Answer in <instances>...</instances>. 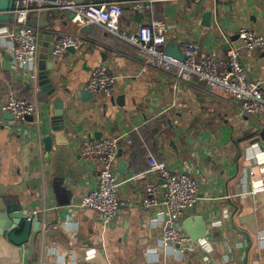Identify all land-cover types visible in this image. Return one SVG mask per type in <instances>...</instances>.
<instances>
[{
    "label": "crops",
    "instance_id": "0c3cea01",
    "mask_svg": "<svg viewBox=\"0 0 264 264\" xmlns=\"http://www.w3.org/2000/svg\"><path fill=\"white\" fill-rule=\"evenodd\" d=\"M117 1L125 10L121 33L162 20L169 28L168 42L182 49L187 37L197 40L199 58L221 56L230 44L238 45L242 27L264 36V0H203L196 8L190 0H141V13L132 0ZM43 10L46 20L40 12L30 16L40 34V125L1 110L8 94L32 98L35 87L29 74L14 68L9 21H0V213L28 210L45 222L33 243L16 244L0 233V264H148L149 259L158 264H264L261 120L242 116L228 92L207 91L196 77L174 88L171 77L143 64L136 45L97 24L69 27L85 44L54 58L52 41L71 14ZM243 60L250 75L264 81V46L244 49ZM102 63L116 76L112 102L85 89ZM124 132L129 139L116 160L124 203L119 217L104 224L94 210L75 205L97 182L96 166L81 157L79 147ZM149 155L198 179L200 199L183 221L186 231L187 219L202 218L206 236L198 248L166 243L164 211L137 206L143 184L129 178L147 168ZM153 248L158 257H149L147 250Z\"/></svg>",
    "mask_w": 264,
    "mask_h": 264
},
{
    "label": "built area",
    "instance_id": "2783aa9c",
    "mask_svg": "<svg viewBox=\"0 0 264 264\" xmlns=\"http://www.w3.org/2000/svg\"><path fill=\"white\" fill-rule=\"evenodd\" d=\"M194 7L203 0H190ZM133 9L144 11L141 0H132ZM123 2L117 0H14V9L10 12L9 37L14 40L12 63L21 75L29 74L34 81L35 96L28 98L15 93L6 96L1 106L3 112H9L17 121L40 125L41 114L36 94L38 93V52L40 50L39 27L30 20L33 13L43 9H60L73 16L68 19L64 30L56 33L50 53L59 57L69 49H78L85 39L72 33L69 27L82 30L91 24H97L108 32L120 35L136 45L143 56V64L171 77L174 88L191 83L194 77L207 91L215 89L228 92L231 101L239 107L242 116L261 120L264 127V81L250 75L244 60L243 50L255 51L264 46V36L255 30L242 27L238 31L239 44H230L224 55L208 54L199 58L200 46L193 37H187L182 45L183 60L166 53L168 44V25L162 20L142 22L139 28L126 35L121 33V18L125 13ZM1 38V35H0ZM1 67V55H0ZM85 89L107 101H114L116 76L107 63L96 67ZM129 139L128 133L106 134L99 140L84 143L79 147L81 157L94 164L97 182L77 202L81 209L94 210L104 224L115 221L122 209L119 191L122 181L116 172V160L122 144ZM147 168L133 174L129 179L141 181L144 194L137 204L143 210L154 207L165 213L163 240L179 246L183 250H194L201 246L183 229V221L200 199L198 179L189 171H179L158 161L153 155L147 156ZM1 168V162H0ZM256 193L257 191L254 190ZM45 230V222L42 223Z\"/></svg>",
    "mask_w": 264,
    "mask_h": 264
},
{
    "label": "water",
    "instance_id": "95a60500",
    "mask_svg": "<svg viewBox=\"0 0 264 264\" xmlns=\"http://www.w3.org/2000/svg\"><path fill=\"white\" fill-rule=\"evenodd\" d=\"M14 9V0H0V21L8 22L10 20V12ZM40 19L46 20L47 11L42 10ZM70 16H73L71 14ZM207 13L205 18L208 20ZM166 53L179 60H183L184 56L181 51V46L174 42H168ZM32 120V117L28 118ZM12 210V211H11ZM0 233L9 237L16 244L33 243L36 233L41 231L43 217L36 214H29L28 210H17L15 208L8 209L5 213H0ZM186 231L191 238L196 241L206 236V228L202 218H189L184 224Z\"/></svg>",
    "mask_w": 264,
    "mask_h": 264
},
{
    "label": "clouds",
    "instance_id": "9594fccd",
    "mask_svg": "<svg viewBox=\"0 0 264 264\" xmlns=\"http://www.w3.org/2000/svg\"><path fill=\"white\" fill-rule=\"evenodd\" d=\"M148 255L149 257L155 258L158 257L159 253L156 249H148ZM52 255L55 257V252L52 253ZM148 264H158V259H149Z\"/></svg>",
    "mask_w": 264,
    "mask_h": 264
}]
</instances>
